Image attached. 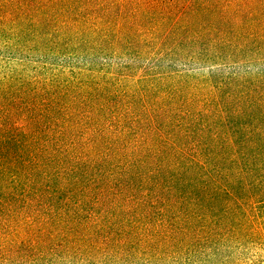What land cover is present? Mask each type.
<instances>
[{
  "label": "trees",
  "instance_id": "1",
  "mask_svg": "<svg viewBox=\"0 0 264 264\" xmlns=\"http://www.w3.org/2000/svg\"><path fill=\"white\" fill-rule=\"evenodd\" d=\"M263 263L264 0H0V264Z\"/></svg>",
  "mask_w": 264,
  "mask_h": 264
},
{
  "label": "rangeland",
  "instance_id": "2",
  "mask_svg": "<svg viewBox=\"0 0 264 264\" xmlns=\"http://www.w3.org/2000/svg\"><path fill=\"white\" fill-rule=\"evenodd\" d=\"M117 61L119 62V63H123V64H129V65H131V66H140V67H142L143 66V63H142V61H137V62H129V61H127L126 59H113V63H117ZM264 264V263H263Z\"/></svg>",
  "mask_w": 264,
  "mask_h": 264
}]
</instances>
